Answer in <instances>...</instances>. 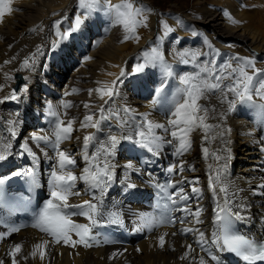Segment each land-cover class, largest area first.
<instances>
[{"label":"bare ground","instance_id":"1","mask_svg":"<svg viewBox=\"0 0 264 264\" xmlns=\"http://www.w3.org/2000/svg\"><path fill=\"white\" fill-rule=\"evenodd\" d=\"M75 1L78 4V0H12L10 6L13 11L10 14L6 13L0 20L2 123L0 144H5L9 140L15 144L14 157L20 163L25 164L29 161L37 166L38 183L42 191L41 209L50 198L49 179L52 169L56 167V150L50 143L38 142L31 137L33 133L51 135V121L54 118L46 115L48 104L61 113V118L65 122L75 115H79L77 120L88 114H95V118L98 119L100 117L98 108L104 104V100L95 91L90 96L89 89L110 85L113 80L120 77L122 69L125 71V75L120 77L117 83V94L105 105L104 115L109 119L101 122L102 134H99L100 129L77 127L72 133V138L60 145V150L70 153L77 161L69 170L80 174L86 166L83 160V136L88 133H94L101 141L109 132L132 135L133 123L139 124L144 113H147L148 118L154 123L163 124L165 128L171 130L168 120L173 118L171 111L178 99L176 94V88L179 86L178 76L185 72L197 71L194 65H202L210 60H215L217 65L226 61L236 64L238 63L236 57H248L254 59L256 67L264 69V29L261 31L258 25L254 28L256 25L252 27L242 23L246 15L243 13V7L237 5V1L200 0L192 7L184 9L183 13L172 12L164 15L150 11L147 4L136 0V3L145 9V15L148 17L147 27H140L137 30L139 41L135 39L123 41V37L114 39L113 34L108 38L109 18L102 13V28L99 27L102 30H95L89 48L83 46L82 49H76L74 59L71 61L73 62L71 65L74 66L73 73L67 74L66 69L59 63L54 64V61H59L56 57L66 52L53 50L51 45L58 39L57 31L67 30L74 23L75 16L83 14L81 13L83 9L78 7L69 21L67 16L73 10L72 5ZM112 3H119V0H112ZM33 15L37 18L31 19ZM81 16L83 18V15ZM229 16L232 19H229ZM232 20L238 22L233 23ZM162 21H166L174 29L167 36L164 35ZM72 38L63 44L65 46L70 44L73 42ZM207 43L215 47L205 51ZM71 48L75 51V47L68 49ZM152 48H157L164 54L174 74L167 78L168 84L156 104H153L156 98L155 91L147 92L145 91L147 89H143L140 92L128 85L130 80L135 81L133 67L137 63H144L143 53L150 52ZM184 50L199 51L204 55L198 57L195 64L185 65L175 57L176 52ZM25 58L29 59L28 67H23ZM40 62L42 65L39 67ZM128 67L131 69L128 70ZM155 68L149 66L144 72L149 73L148 70L152 72ZM157 68L159 81L158 84L155 83L157 84L155 88L159 87L164 79L163 67ZM15 74L16 77L17 74H21L23 80V83L22 80L17 82V90L13 89ZM25 87L26 90L22 91ZM14 91L16 99H5ZM220 99V93L216 92L200 101L209 109L213 107L216 109L214 113L210 111L208 122L219 125V128L210 132L207 143L203 141V130L196 129L191 132L190 149L180 156L173 155L177 146L175 140L171 145L165 143L159 155L148 153L133 143V146L121 143L117 147L115 155L111 158L114 175L105 195L107 196V202L103 205L105 210L99 219L102 220L106 216L107 210L109 214L116 211L122 220V224L117 226L127 229V232L124 231L125 236L109 239L106 236L110 232L104 230L99 232L93 228L94 238L90 241L91 247L79 244L72 247L55 243L49 235L34 227L36 218L31 225L28 219L12 226H5L0 221V261H3V264H11L12 258L8 252L12 246L19 243L22 245V251L16 257L18 264H199L201 255L205 256L208 264H213L206 253L201 251L198 241L200 233H203L204 247L221 257L212 240L216 231L217 206H223L225 197L234 208L239 209L246 225L264 237V187H260L264 185V120L252 106L238 104L233 111H228L227 102L221 103ZM63 101L69 102L70 107L64 109L61 106ZM85 103L90 107L85 108ZM124 107H129L133 111L124 113L122 111ZM117 112L120 113L119 119L113 115ZM220 113L224 115L221 116ZM67 114L70 116H66ZM9 121L13 123L9 124ZM121 121H127L128 124L117 130L115 126ZM32 122L34 125L26 133H22L24 126ZM220 132L224 133L223 137L218 135ZM156 133L165 140L172 139L169 132L164 129H158ZM20 145L26 150L31 149V153L26 151L29 160L18 150ZM123 146L125 148H122ZM205 147L209 150L207 156L202 151ZM225 148L228 149L227 170L222 174V183L216 185V191H213L210 178L215 175L217 167L213 153L223 154ZM94 150L93 147L88 149L89 153ZM0 155H3L1 151ZM3 156L9 158V154ZM129 162L133 165L131 169L127 167ZM181 163L184 165L183 172L179 171ZM234 165H237V168L234 169ZM173 167L175 170L170 172L169 168ZM161 183L166 187L165 198L178 193L180 188L184 189L188 197L191 194V198L180 201L176 196L177 203L172 204V218L167 223L137 231L136 225L140 215H154L160 218L152 211L148 195L156 194L155 188ZM128 184H135L136 187L125 190ZM193 186L200 191L192 192ZM221 186L227 188V193L219 192ZM74 191H79L82 195L71 196L69 198L71 204H80L83 200L92 199V192L83 181L77 182ZM185 205L192 211L197 208L201 210L199 223L192 214L181 211ZM72 219L77 223L88 222L81 216H74ZM109 221H112L110 215L100 223ZM12 228H18L19 231L12 232ZM184 228H191L193 231L183 232ZM165 233L167 234L165 245L161 248L158 237ZM73 239L78 238L73 235ZM45 240L49 241L45 258L41 260L39 254L32 257L30 253L33 245ZM188 245H191L193 250L189 252L187 258L181 259L188 251Z\"/></svg>","mask_w":264,"mask_h":264},{"label":"snow or ice","instance_id":"2","mask_svg":"<svg viewBox=\"0 0 264 264\" xmlns=\"http://www.w3.org/2000/svg\"><path fill=\"white\" fill-rule=\"evenodd\" d=\"M12 0H0V20L3 19L6 13L10 14L13 9L11 8ZM78 7L84 10L83 18L81 15H76L74 23L63 32L57 31L58 39L53 41L51 48L54 50L61 44L69 41L73 34L80 31L85 21L93 15V13H103L107 16L110 22L114 25L123 28L125 35L123 41L135 39L139 41L138 29L140 27H147L148 17L145 15V9L136 3V0H119V3H112V0H78ZM227 14V13H226ZM229 19H232L229 16ZM233 23L238 21L232 20ZM162 27L164 35L167 36L172 33L174 29L169 26L166 21H162ZM204 54L199 51L184 50L175 53L176 59L182 64H195L198 57ZM144 63H137L132 73H143L149 66L163 67L164 79L159 87L155 88V99L153 104L159 102V97L164 93L168 84V77H172L173 71L171 66L165 60L164 54L157 48H152L150 52L143 53ZM86 59H89L86 57ZM238 63L233 64L231 61H226L223 64L217 65L215 60H210L201 64H196L197 71L185 72L178 76L179 86L176 88V94L178 99L174 102L173 110L171 111L172 119L168 120V125L171 126V130L165 128V125L154 123L148 118V114H142V119L139 124L133 123L134 132L132 135H117L109 132L104 140H98L94 133H88L83 136V160L86 166L83 168L80 174H77L71 170V167L77 164V161L73 156L60 150V145L63 141L72 138L74 132V120H67L61 118V113L54 109L51 104L47 105L46 115L54 118L51 121L52 133L51 135H37L32 134V139L35 141H44L50 143L52 148L56 150V167L52 169L49 179L50 198L46 201L44 207L38 213L36 222L33 225L43 233L49 235L53 241L57 244L63 243L64 245H71L76 247L78 244L84 247H91L90 241L94 238L93 228L100 223L99 217L104 212L103 201L108 191L110 182L114 175V165L111 163V158L115 155L117 147L122 141H131L134 145L141 149L146 150L153 155H159L160 149L165 143L171 145L173 140L177 142V146L174 149L173 155L180 156L184 152L190 149V133L196 129H201L204 132L203 141L205 143L209 140V134L213 129H218L219 125L209 123L210 111L214 113L216 109L202 105L201 100L206 99L209 94L220 93V102H227L228 111H233L238 104L248 105L254 107L260 114L262 120H264V69L256 67L253 58H235ZM29 66V59L25 58L23 61V67ZM125 75V71L122 69L120 77ZM118 77L113 80L110 85H104L96 89H89V95L91 96L93 91L99 94L100 98L104 100L98 111L100 117L95 118V114H88L83 117V121L80 123L82 129H97L101 128V122L109 119L104 115L105 105L117 94L116 87L120 80ZM26 90L25 89H22ZM76 91V89H73ZM67 95V93L65 94ZM107 97L108 99H104ZM232 97V98H230ZM15 91L10 97L5 99H16ZM61 106L64 109L70 107V103L63 101ZM85 108H89L88 103L84 104ZM124 113H130L133 110L129 107L122 109ZM119 119L120 113L113 114ZM221 116L224 113H220ZM9 121V124H12ZM128 124L127 121H121L120 124L115 127L117 130L123 129ZM164 129L168 131L172 139L165 140L157 135L156 130ZM11 131V129H9ZM220 137H223L224 133H218ZM95 142V143H94ZM27 148V145H25ZM93 147L95 150L89 153L88 149ZM31 153V149H27ZM205 156L209 154L207 147L202 149ZM228 149H223V154L213 153L217 167L215 175L210 178L213 191H216V185L222 183V174L227 170L228 161ZM34 155V154H33ZM5 159L3 155H0V160ZM128 168H132L131 162L127 165ZM175 167L169 168V171H174ZM184 165H179V171L183 172ZM13 175H24L34 183L32 179L34 173L31 169L24 173H14ZM83 181L88 185V190L92 192L91 200H83L80 204L69 203L71 196L82 195L79 191H74L77 182ZM0 183H3L0 180ZM171 186V185H170ZM135 184H128L125 190L134 189ZM260 187H264L261 185ZM98 191V195H97ZM199 188L193 186L192 192L198 193ZM219 192L227 193V188L224 186L219 187ZM178 196L180 201H187L189 197L184 193V189L180 188L178 193H173L167 196V200L172 204L177 203ZM181 211L190 213L196 218V222L199 223V217L201 210L199 208L192 211L185 205ZM74 216H81L87 219V223H77L72 219ZM112 223L122 224L121 217L116 211H111ZM243 217L239 212H233L227 197H225L224 205L217 206L215 214L216 231L213 233L212 243L221 252L234 255L243 264H264V241H258L254 238H250L235 230L233 222L241 220ZM139 222L136 225L137 231L143 229H152L166 221L163 218H157L154 215L143 214L138 217ZM174 222V221H172ZM12 232L19 231L18 228H12ZM183 232H191L193 229L184 228ZM75 235L78 239H73ZM166 233L158 237L159 246L161 248L165 245ZM175 235V233H173ZM201 251L206 253L213 264H224L222 258L213 253L208 248L204 247V234L200 233ZM49 241L45 240L33 245L30 255L36 257L39 254V258L43 260L46 255V249ZM188 251L185 252L181 259L188 257L191 252L192 246H187ZM22 251V245L17 243L12 246L8 255L12 258L11 264H18L16 259L17 255ZM139 251V249H138ZM27 259V257H25ZM3 264V261H0ZM199 264H208V260L204 255L199 257Z\"/></svg>","mask_w":264,"mask_h":264},{"label":"rangeland","instance_id":"3","mask_svg":"<svg viewBox=\"0 0 264 264\" xmlns=\"http://www.w3.org/2000/svg\"><path fill=\"white\" fill-rule=\"evenodd\" d=\"M141 2L143 1L144 4H147V8L150 10V11H155V12H160L161 14H164V15H167L168 13H172V12H175V13H183L182 11L184 9H188L190 7L193 6V4L196 3V1H200V0H140ZM145 1V2H144ZM207 1H210V0H207ZM237 1V5L243 9V13H245L246 17L248 15V18H244L243 20L245 22H243L242 20V23L243 24H246L248 26L252 25L255 26L254 28H257V25H258V29H260L261 31H263V27H264V0H235ZM76 3V4H75ZM75 6L74 4L72 5L74 8H72L73 10L69 13V15L67 16L69 21H71V17L73 16V14L76 13V9L78 8V4H77V1H75ZM242 3V5H241ZM73 13V14H72ZM81 13H84V10L81 11ZM36 13H34L35 15ZM95 14V15H94ZM251 14V15H250ZM32 16L31 19H36L37 17L36 16ZM80 15H83V14H80ZM101 15V16H100ZM97 16V17H96ZM250 16V18H249ZM91 19V20H90ZM102 19H103V15L102 13H99V16H98V13H93L92 16H90L86 21H85V25L82 26L81 30L78 31V33H74L73 34V42H71L70 44H67L65 46V44H61V46H59L58 48H56V51H59V50H63L64 52L67 53V49L70 48V47H75V51H73V48L71 49H68V53H63L59 56H57L56 58L59 60V61H54V64H57L59 63L62 67H64V69H66L65 73L67 74H72L73 73V65H71L73 62H71L73 59H74V52H76V49H82L83 46H86L89 48V46H91L92 42H93V38H94V32L95 30L98 31L100 29V31L102 30L101 28V22H102ZM90 20V21H89ZM100 23H99V21ZM35 21V20H34ZM88 22V24H87ZM248 22V23H247ZM254 22V24H253ZM92 23V24H91ZM110 25V30L107 32L109 33L108 34V38H110V36L113 34V37L114 39H120L122 38L124 35H125V32L123 30L122 27L120 26H117V25H114L110 22H108ZM241 23V21H240ZM261 25V26H260ZM89 26V27H88ZM97 26V28H96ZM101 27V28H99ZM88 28V29H87ZM90 29V30H89ZM85 30H88V31H85ZM117 31V32H116ZM123 31V32H122ZM84 32V33H83ZM91 32V33H90ZM80 33V34H79ZM91 34V35H90ZM82 35V36H81ZM79 36V37H78ZM84 36V37H83ZM77 37V39H76ZM80 38V39H79ZM82 38V39H81ZM84 38V39H83ZM88 38V39H87ZM77 40V41H76ZM80 42H79V41ZM84 41V42H83ZM79 42V43H78ZM81 43V44H80ZM84 43V44H83ZM88 44V45H87ZM79 45V46H78ZM82 45V46H81ZM66 47V48H65ZM206 47V48H205ZM204 47V50L206 51L208 48H214L215 46L211 45V44H208ZM63 48V49H62ZM91 49V48H90ZM72 51V52H71ZM73 54V55H72ZM70 55V56H69ZM72 56V57H71ZM61 58V60H60ZM144 58V57H142ZM65 60V61H64ZM44 61V60H43ZM69 63V65H68ZM40 65H42V63H38V66L40 67ZM60 66V67H61ZM196 67V65H194ZM131 67V66H130ZM128 67V70H130L131 68ZM56 68V67H55ZM157 68V67H156ZM153 69L152 72L148 70L149 73L147 72H143V73H138V74H135L133 77V80H135L134 82L132 80H130L132 82L129 81L128 85H130L132 87V89H137L138 91L140 90V92L143 91V89H147L145 91L147 92H153L156 87V85L158 84V76H159V70L158 68L157 69ZM197 68V67H196ZM158 70V71H157ZM198 70V69H196ZM157 71V72H156ZM147 74V75H146ZM155 74V75H154ZM148 76V77H147ZM15 77H16V74H15ZM70 77V76H69ZM150 77V78H149ZM138 78V80H137ZM17 77L15 79V84L13 85V89L14 90H17L15 87L17 86ZM157 81V82H156ZM140 82V83H139ZM23 83V80L22 82ZM20 83V84H21ZM157 83V84H155ZM134 84V85H133ZM141 85V86H140ZM149 85V86H148ZM134 86V87H133ZM153 86V87H152ZM155 86V87H154ZM62 87H64L62 85ZM152 89V90H151ZM154 89V90H153ZM50 92V91H48ZM71 114V113H70ZM70 114L66 115V116H70ZM79 116V115H78ZM78 116H71V118H69L68 120H74L75 123L73 125L74 129L77 128V127H80V123H81V119H83L82 117H80V120L78 118ZM67 122V121H66ZM34 124L33 122L32 123H29L28 125L24 126V128L22 129V133H26V131L32 127ZM119 132V131H118ZM119 134V133H118ZM122 135H124L123 133H121ZM120 134V135H121ZM127 140H124L122 141L121 143L122 144H125L127 146H133L132 145V142L130 141H127ZM122 148H125V146H123ZM134 149V148H133ZM237 168V165H234V169Z\"/></svg>","mask_w":264,"mask_h":264},{"label":"water","instance_id":"4","mask_svg":"<svg viewBox=\"0 0 264 264\" xmlns=\"http://www.w3.org/2000/svg\"><path fill=\"white\" fill-rule=\"evenodd\" d=\"M18 80L17 82H20L22 80V76L20 74H17ZM17 87V86H16Z\"/></svg>","mask_w":264,"mask_h":264}]
</instances>
